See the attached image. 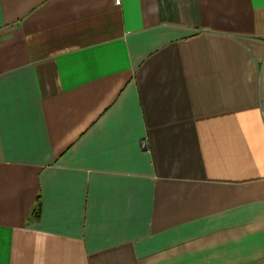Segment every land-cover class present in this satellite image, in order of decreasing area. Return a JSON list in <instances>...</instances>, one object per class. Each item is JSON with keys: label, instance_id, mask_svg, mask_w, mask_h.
Instances as JSON below:
<instances>
[{"label": "crops", "instance_id": "0c3cea01", "mask_svg": "<svg viewBox=\"0 0 264 264\" xmlns=\"http://www.w3.org/2000/svg\"><path fill=\"white\" fill-rule=\"evenodd\" d=\"M0 264H264V0H0Z\"/></svg>", "mask_w": 264, "mask_h": 264}, {"label": "trees", "instance_id": "16d2710c", "mask_svg": "<svg viewBox=\"0 0 264 264\" xmlns=\"http://www.w3.org/2000/svg\"><path fill=\"white\" fill-rule=\"evenodd\" d=\"M40 211H41V197L39 196L37 203H36V206L34 208V212H33L35 218L39 216Z\"/></svg>", "mask_w": 264, "mask_h": 264}, {"label": "built area", "instance_id": "2783aa9c", "mask_svg": "<svg viewBox=\"0 0 264 264\" xmlns=\"http://www.w3.org/2000/svg\"><path fill=\"white\" fill-rule=\"evenodd\" d=\"M118 3L120 2V0H116Z\"/></svg>", "mask_w": 264, "mask_h": 264}]
</instances>
